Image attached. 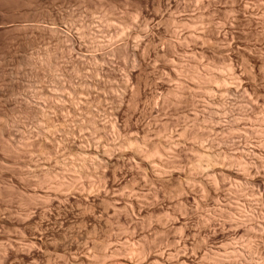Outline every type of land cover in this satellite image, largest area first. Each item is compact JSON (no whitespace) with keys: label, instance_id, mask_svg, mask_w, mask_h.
<instances>
[{"label":"rangeland","instance_id":"obj_1","mask_svg":"<svg viewBox=\"0 0 264 264\" xmlns=\"http://www.w3.org/2000/svg\"><path fill=\"white\" fill-rule=\"evenodd\" d=\"M263 4L0 0V264H162L160 255L167 264H264ZM67 31L80 36L78 48ZM198 33L205 38H194ZM206 71L230 82L191 80ZM81 78L87 102L71 90ZM179 82L191 90L177 104ZM228 87L240 88L238 95H221ZM90 118L102 122L98 130ZM165 140L170 151L161 157L169 156L177 172L166 184L151 182L145 164L156 157L139 153L141 163L134 149ZM82 146L112 149L111 165ZM45 167L56 177L38 184ZM72 178L73 188L58 185Z\"/></svg>","mask_w":264,"mask_h":264},{"label":"bare ground","instance_id":"obj_2","mask_svg":"<svg viewBox=\"0 0 264 264\" xmlns=\"http://www.w3.org/2000/svg\"><path fill=\"white\" fill-rule=\"evenodd\" d=\"M200 1V0H199ZM236 0H232V4H233V2H235ZM179 2V1H178ZM235 4V3H234ZM237 4V3H236ZM264 5V4H263ZM234 14V13H233ZM139 15V14H138ZM240 15V14H239ZM172 17V16H171ZM203 18V17H202ZM165 21V20H164ZM191 21V20H190ZM212 22V21H211ZM147 23V22H146ZM184 23V22H183ZM187 24H188V22H187ZM190 24V23H189ZM140 26V25H139ZM144 26H145V24H144ZM190 26V25H189ZM198 26V25H197ZM208 26V25H207ZM263 26H264V23H263ZM147 29H148V27H146ZM85 29V28H84ZM86 29H87V27H86ZM140 29V28H139ZM89 30H91V29H89ZM146 30V29H145ZM150 30V29H149ZM169 30H170V28H169ZM174 30V29H173ZM208 30V29H207ZM211 30V29H210ZM83 31V30H82ZM200 31V30H199ZM202 31V30H201ZM66 32V31H65ZM84 32V31H83ZM146 32V31H145ZM145 32H143V33H145ZM180 32V31H179ZM68 33V34H67ZM67 35L70 37V39H71V42H72V45L74 46V47H76V48H78L79 46H78V43H76V41L79 39V37L80 36H75V34L76 33H73V32H71V31H67ZM87 33H89V32H87ZM203 33H204V31H203ZM203 33H201V35H203ZM80 34V33H79ZM90 34V33H89ZM92 34V33H91ZM90 34V35H91ZM199 34V33H198ZM81 36L83 35V33L82 34H80ZM126 35V34H125ZM140 35V34H139ZM175 35V34H174ZM190 36H193V34L191 35V34H189ZM195 35V34H194ZM200 34L198 35V36H193L194 38H196V39H202V36H201ZM205 35V34H204ZM203 35V38H205V36ZM209 35V34H208ZM184 36V35H183ZM189 36V37H190ZM201 36V37H200ZM77 37H78V39H77ZM84 37V36H83ZM198 37H200V38H198ZM86 38V37H85ZM192 38V37H191ZM194 38H193V40H194ZM125 39V38H124ZM124 39H121V42H122V40H124ZM147 39V38H146ZM188 38H184V40H183V38H182V40H183V42H181V43H185L186 41H189V40H187ZM233 39V38H232ZM87 40V39H86ZM181 40V41H182ZM209 40V39H208ZM190 41H191V39H190ZM210 41V40H209ZM79 42V41H78ZM91 42V41H90ZM117 42V41H116ZM81 43V42H80ZM79 43V44H80ZM119 43V42H118ZM144 43V42H143ZM187 43V42H186ZM218 43V42H217ZM119 44H121V43H119ZM127 44V43H126ZM125 44V45H126ZM113 45H114V43H113ZM113 45H110V46H113ZM117 45V50H119L118 48H120V50H121V47H122V44H121V46L120 45H118V44H116ZM183 45V44H182ZM232 45V44H231ZM235 45V44H234ZM98 46H99V44H98ZM109 46V47H110ZM115 46V45H114ZM124 46V45H123ZM126 47H127V45H126ZM140 47V46H139ZM175 47H177V46H174V48ZM88 48V47H87ZM104 48V47H103ZM106 48V47H105ZM116 48V47H115ZM115 48H114V50H115ZM125 48V47H124ZM189 48V47H188ZM211 48V47H210ZM220 48V47H219ZM75 49V48H74ZM98 49H100V48H98ZM126 49V48H125ZM130 49V48H129ZM145 49V48H144ZM187 49V48H186ZM101 50V49H100ZM99 50V51H100ZM105 50V49H104ZM244 50V49H243ZM76 51V50H75ZM79 51H80V49H79ZM98 51V50H97ZM96 51V52H97ZM125 51V50H124ZM102 52V51H101ZM119 52V51H118ZM143 52H144V50H143ZM142 52V53H143ZM147 52V51H146ZM84 53V52H83ZM131 54H132V58L134 57L138 62H140L139 64L141 65V62H142V56L140 57L139 56V54L137 53V50H136V48L134 49V48H132V50H131V52H130ZM221 53V52H220ZM79 54V53H78ZM104 54H105V52H104ZM83 55V54H82ZM97 55V54H96ZM84 57V56H83ZM245 57V56H244ZM96 58V57H95ZM104 58V57H103ZM141 58V59H140ZM193 58H194V56H193ZM145 60V59H144ZM75 61V60H74ZM102 61V60H101ZM191 61V60H190ZM202 61V60H201ZM243 62V61H242ZM249 62V61H248ZM192 63V62H191ZM171 64V63H170ZM228 64V63H227ZM226 64V65H227ZM231 64V63H230ZM230 64L229 65H223L224 67H223V70L224 69H226L225 71L226 72H228L229 73V76L231 77V81L233 80L234 82L235 81H238V76H236L237 74H235V72H234V70H233V68H232V66H230ZM166 65V64H165ZM168 65H169V63H168ZM182 65H184V64H182ZM190 65V64H189ZM179 67V66H178ZM185 67V66H184ZM187 67V66H186ZM192 67V66H191ZM188 68H190V66L188 67ZM193 68V67H192ZM259 68V67H258ZM194 69V68H193ZM184 69H182V71H183ZM188 70V69H187ZM186 70V72L188 73V75L190 76V72H188ZM190 70V69H189ZM206 70H208V69H206ZM81 71V70H80ZM83 71V70H82ZM97 71V70H96ZM174 71V70H173ZM194 71V70H193ZM192 71V72H193ZM197 71V70H196ZM196 71H195V73H196ZM199 71V70H198ZM247 71V70H246ZM262 71V70H261ZM260 71V72H261ZM98 72V71H97ZM183 72H185V70L183 71ZM207 72V73H206ZM205 72V74L203 73V74H198L197 73V75L195 74V73H191L193 76V78H191V80L192 81H197L196 83H198L199 84V82L201 81V80H204V82H209V83H212V84H217V83H222V84H225L226 82H227V80H229L230 79V77H228V79H226V78H224V76L221 78V76H215L213 73V75L212 74H210L208 71H206ZM244 72V71H243ZM253 72V71H252ZM165 73V72H164ZM97 75H99V73H96ZM166 74V73H165ZM186 74V73H185ZM185 74H184V76H185ZM247 74V73H246ZM79 75V74H78ZM81 75V74H80ZM187 76V75H186ZM228 76V75H227ZM251 76V75H250ZM85 77V76H84ZM188 77V76H187ZM191 77V76H190ZM190 77H189V80H190ZM241 77V76H240ZM194 78H196V80L194 79ZM185 79V78H184ZM200 80V81H198V80ZM172 80V79H171ZM179 80V79H178ZM255 80V79H254ZM232 81V82H233ZM85 82H86V78H85V81L81 78L80 79V81H79V85H78V87H77V85H76V87H75V85L74 84H71V90H72V93L74 94V93H76V91H77V93H80V94H78V95H80L79 97L83 100V101H85L86 99H88L89 100V98H86L85 97V95L81 92L82 90H83V88L82 87H85V88H87V86L85 85ZM201 82H203V81H201ZM229 82H230V80H229ZM180 83V82H179ZM182 83V84H181ZM178 86H177V88H178V90H176L175 89V91L176 92H174L173 94V96H175L176 97V100H177V97L179 98L178 100H177V104L178 103H180L181 101L182 102H184L183 100H181L180 101V99L182 98L183 99V96L185 95V94H187V91H186V93H184V91L185 90H191L190 89V86H189V88H187L188 86H185V85H187V83L185 84L184 82H181ZM185 85H184V84ZM193 84V83H192ZM206 84V83H205ZM239 84V83H238ZM238 84H235V85H238ZM194 85V84H193ZM197 85V84H196ZM228 85H230V84H228ZM234 85V84H233ZM137 86V85H136ZM224 86H226V85H223V87ZM231 86V85H230ZM229 86V87H230ZM246 86V85H245ZM225 88L224 90H222V91H219L220 92V94L221 95H223V94H230V95H238V92H239V90H240V88ZM232 87V86H231ZM238 87H239V85H238ZM112 89V88H111ZM217 89V88H216ZM87 90V89H86ZM173 90V89H172ZM194 90V89H193ZM221 90V89H220ZM84 91V90H83ZM140 91V89H139V87H137V90H136V92L138 93ZM171 91V90H170ZM206 91V90H205ZM208 91V90H207ZM135 92V90H134V93H136ZM169 92V91H168ZM190 92V91H189ZM202 92V91H201ZM82 93V94H81ZM136 93V94H137ZM171 93V92H170ZM211 93V92H210ZM166 94H167V92H166ZM172 94V93H171ZM171 94H170V96H171ZM196 94V93H195ZM206 94V93H205ZM89 95V94H88ZM124 95V94H123ZM131 96L133 97L134 95L133 94H131ZM189 96V95H188ZM73 97V95H71V98ZM78 97V98H79ZM121 97V96H120ZM131 98V97H130ZM189 98V97H188ZM74 99V98H73ZM73 99H71V109L72 108H74L75 106L74 105H76L75 103H74V101H73ZM80 99V100H81ZM115 99V98H114ZM118 99V98H117ZM134 99V100H133ZM131 98L130 100L132 101V103L134 104V102H136L135 101V98ZM184 99H186L187 100V96H185L184 97ZM190 99H191V97H190ZM222 99H224V98H222ZM192 100V99H191ZM234 100V99H233ZM251 100V99H250ZM179 101V102H178ZM190 101V100H189ZM221 101V100H220ZM86 102H87V100H86ZM186 102V101H185ZM187 102H188V100H187ZM225 103V102H224ZM254 103V102H253ZM77 104H79V103H77ZM81 104V103H80ZM136 104V103H135ZM27 105V104H26ZM59 105V104H58ZM225 105V104H224ZM63 106V105H62ZM226 106V105H225ZM64 107V106H63ZM232 107V106H231ZM76 108H78V107H76ZM220 108V107H219ZM253 108V107H252ZM75 109V108H74ZM94 109V108H93ZM130 109V108H129ZM155 109V108H154ZM73 110V109H72ZM76 110V109H75ZM248 110V109H247ZM92 111V110H91ZM223 111V110H222ZM227 111V110H226ZM238 111V110H237ZM262 111V110H261ZM74 112V111H73ZM100 112V111H99ZM229 112V111H228ZM232 112V111H231ZM84 113V112H83ZM249 113V112H248ZM75 114V113H74ZM112 114V113H111ZM116 114V113H115ZM237 114V113H236ZM93 115V114H92ZM96 115V114H95ZM213 115V114H212ZM216 115V114H215ZM240 115V114H239ZM251 115H252V113H251ZM198 116V115H197ZM204 116V115H203ZM202 116V117H203ZM238 116V115H237ZM95 117V116H94ZM93 117V118H94ZM208 117V116H207ZM207 117L206 118H203V120H207ZM235 117V116H234ZM251 117V116H250ZM249 117V118H250ZM64 118V117H63ZM81 118V117H80ZM93 118H90V120H92ZM209 118V117H208ZM74 120V119H73ZM116 120V119H115ZM95 121V122H94ZM111 121V120H110ZM231 121V120H230ZM210 122H212V119H211V121ZM63 123V122H62ZM99 123H101L102 124V122H99ZM98 123V121H97V124H99ZM204 123V122H203ZM72 124V123H71ZM93 124V126H94V128L96 127V118H95V120H92L91 122H90V125H92ZM101 124H99V126L101 125ZM107 124V123H106ZM106 124L104 125V123H103V126L102 127H105L104 129L105 130H107L108 131V129H106L107 128V126H108V124H107V126H106ZM112 124V122L110 123V125ZM233 124V123H232ZM109 125V126H110ZM116 125V124H115ZM149 125V124H148ZM230 125V124H229ZM237 125V124H236ZM98 126V125H97ZM54 127V126H53ZM3 128V127H2ZM108 128H110L111 129V126L110 127H108ZM212 128V127H211ZM230 128V127H229ZM55 129H57V128H54V130ZM65 129V128H64ZM95 129H99L98 127L97 128H95ZM209 129V128H208ZM242 129V128H241ZM4 130V129H3ZM50 130V129H49ZM212 130V129H211ZM230 130V129H229ZM228 130V131H229ZM253 130V129H252ZM159 131V130H158ZM185 131H186V129H185ZM184 131V132H185ZM230 131H232V130H230ZM229 131V132H230ZM261 131V130H260ZM50 132H51V130H50ZM113 132V131H112ZM183 132V131H182ZM6 133V132H5ZM53 133H55V132H53ZM72 133V132H71ZM75 133V132H74ZM236 133V132H235ZM248 133V132H247ZM4 134V133H3ZM69 134V133H68ZM73 134V133H72ZM138 134V133H137ZM190 134V133H189ZM249 134V133H248ZM256 134H257V132H256ZM5 135V134H4ZM184 135H186V134H184L183 133V136ZM259 135V134H258ZM52 136H53V134H52ZM51 136V138L53 139V137ZM104 136V135H103ZM237 136H239V135H237ZM105 137H107V136H105ZM146 137V136H145ZM234 137V136H233ZM65 138V137H64ZM123 138V137H122ZM197 138V137H196ZM235 138V137H234ZM47 139V138H46ZM105 140H106V138H104ZM147 139V138H146ZM167 139V138H166ZM126 140V139H125ZM144 140V139H143ZM195 140V139H194ZM244 140H245V138H244ZM53 141H55L54 139H53ZM107 141V140H106ZM130 140H128L127 142V144H131V141L129 142ZM175 141V140H174ZM56 142V141H55ZM55 142L54 143H52V145L53 144H55ZM58 142V141H57ZM165 143H163V145L161 146V145H159V146H155V145H152V143H151V145H148L149 146V148H148V146L147 145H145V147L147 146V150L146 151H143V149L141 148V149H139V147L138 146H135V148L136 149H134L135 150V153H134V155H136L138 158L137 159H139L138 161H140V159H143L141 156L142 155H140L139 153H141L142 154V152H145L143 155H144V157H147V156H149V158H151V155L153 156V158L154 157H156V159L154 158L153 160H149V161H152V162H150V163H147V164H145L146 165V168L149 170V172H150V176H152L151 178L153 179H151L150 178V180H152L151 182H158V183H161V184H166V183H162V182H167V180H168V182L170 181V177H172L173 175H174V173L175 172H177V171H174V170H172V168H174V162L173 161H171V160H166L167 158L169 159L170 157L168 156L165 160H163V158L161 157V155H167L168 153H169V151H170V145H168V143L166 142V140L164 141ZM181 142V141H180ZM59 143V142H58ZM154 143V142H153ZM162 143H160V144H162ZM123 144V143H122ZM124 144H126V143H124ZM177 144V143H176ZM51 145V146H52ZM107 145H109V144H107ZM139 145V144H138ZM74 146V145H73ZM81 146V145H80ZM151 146V147H150ZM13 147V146H12ZM55 147V146H54ZM54 147L52 146V148L54 149ZM95 147V146H94ZM110 147H112V145L110 146ZM134 147V146H133ZM137 147H138V149H137ZM144 147V146H143ZM144 147V149H146ZM169 147V148H168ZM9 148V147H8ZM20 148V147H19ZM78 148H80L79 146L76 148V149H78ZM82 149L81 150H79L80 152H82L83 154H88V156H89V154H93L95 157H96V160H98L99 162H100V164L102 163V164H105V166H108L109 164L111 165V163H112V156L110 157V156H108V152H110L109 151V146H108V150H107V152L106 151H104V150H102V151H104V152H99V151H96V149L93 151V152H90L89 150L88 151H86L85 149L87 148H84L83 146L81 147ZM84 148V149H83ZM102 148H104V147H102ZM105 148H106V146H105ZM89 149V148H88ZM169 149V150H168ZM175 149V148H174ZM14 150V149H13ZM27 150V149H26ZM66 150V149H65ZM97 150H99V149H97ZM120 150V149H119ZM142 150V151H141ZM239 150V149H238ZM246 150V149H245ZM78 151V150H77ZM76 151V152H77ZM78 151V152H79ZM134 152V151H133ZM55 153H57V152H55ZM82 153H79V154H82ZM172 153V152H171ZM21 154V153H20ZM78 154V155H79ZM130 154H133V153H131L130 152ZM147 156H146V155ZM204 154V153H203ZM220 154H222V153H220ZM19 155V154H18ZM110 155H111V152H110ZM141 157H139V156ZM202 155V154H201ZM226 155H227V153L225 154V159H226ZM255 155V154H254ZM77 156V155H76ZM132 156V155H131ZM171 156V155H170ZM206 155H204V157H205ZM210 156V155H209ZM209 156H207V157H209ZM215 156V155H214ZM213 156V157H214ZM218 156H219V153H218ZM228 156V155H227ZM259 156V155H258ZM57 157V156H56ZM87 157V156H86ZM203 157V156H202ZM201 157V158H202ZM203 157V158H204ZM206 157V158H207ZM211 157V156H210ZM216 157V156H215ZM230 157V156H229ZM57 158H59V157H57ZM83 158V157H82ZM134 158V157H133ZM136 158V157H135ZM148 158V159H149ZM217 158V157H216ZM222 158V157H221ZM230 158H232V157H230ZM234 158V157H233ZM56 159V158H55ZM114 159V158H113ZM136 159V160H137ZM224 159V158H223ZM134 160V159H133ZM144 160H146L145 158H144ZM205 160H207V159H205ZM210 160V161H209ZM229 160V159H228ZM234 159H230V162L231 161H233ZM252 160V159H251ZM250 160V161H251ZM57 161V160H56ZM59 161V160H58ZM67 161V160H66ZM142 161V160H141ZM140 161V162H141ZM171 161V162H170ZM212 162L211 161V159L209 158L208 160H207V162ZM234 161H236V160H234ZM233 161V162H234ZM238 161V160H237ZM241 161V160H240ZM239 161V162H240ZM248 161V160H247ZM250 161L248 162L249 164H251L250 163ZM259 161V160H258ZM46 162V161H45ZM50 162V161H49ZM52 162V161H51ZM93 162V161H92ZM143 162H145V161H143ZM208 162V163H209ZM229 162V163H230ZM242 162H244V161H242ZM252 162H253V160H252ZM261 162V161H260ZM80 163V162H79ZM78 163V164H79ZM142 163V162H141ZM234 163H236V162H234ZM248 163L247 162H245L244 163V167L245 168H247L248 167ZM43 164V163H42ZM101 164V165H102ZM233 164V163H232ZM240 164H242L243 165V163H240ZM239 164V165H240ZM254 164V163H253ZM258 165H259V163H257ZM38 165V164H37ZM88 165V164H87ZM214 165V164H213ZM252 165V164H251ZM254 165H256V163L254 164ZM54 166V165H53ZM58 166H60V165H58ZM62 166V165H61ZM113 166V165H112ZM111 166V167H112ZM182 166V165H181ZM231 166V165H230ZM264 166V165H263ZM99 167V166H98ZM200 167V168H199ZM43 168H44V165H43ZM51 168V167H50ZM78 168H80L79 170L81 171V170H84L85 168H87L86 167V164H85V162L84 161H82V165H81V167H78ZM92 168V167H91ZM216 168V167H215ZM257 168V167H256ZM47 168L45 167V169H43V170H46ZM52 169V168H51ZM66 169V168H65ZM98 168H96V170H97ZM194 169H195V171L196 170H201V166H198V167H196V165H195V167H194ZM29 170V169H28ZM32 170V169H31ZM35 170V169H34ZM38 170H40V169H38ZM67 170V169H66ZM78 170V169H77ZM140 170V169H139ZM210 170V169H209ZM260 170V169H259ZM76 171V170H75ZM85 171V170H84ZM180 171H181V169H180ZM211 171V170H210ZM209 171V172H210ZM250 171V170H249ZM264 171V170H263ZM57 172V171H56ZM66 172V171H65ZM57 173H59V172H57ZM114 173V172H113ZM181 173V172H180ZM189 173V172H188ZM208 173V172H207ZM232 173V172H231ZM35 174V173H34ZM234 174V173H233ZM58 175V174H57ZM78 175H80V174H78ZM185 175V174H184ZM188 175V174H187ZM203 175V174H202ZM232 175V174H231ZM81 176V175H80ZM104 176H105V174H104ZM220 176V175H219ZM218 176V177H219ZM234 176H236L235 174L233 175V177ZM36 177H37V175H36ZM55 178L56 176H54V175H52L51 174V172L50 171H48V170H46L45 172H43L42 173V175L40 174V177H39V179L38 180H36L37 182H38V184L39 183H44V182H46V181H48V180H50L51 178ZM57 177H59V175L57 176ZM74 177H77V175L76 176H74ZM189 177V176H188ZM191 177V176H190ZM210 177V176H209ZM208 177V178H209ZM26 178V177H25ZM82 178V177H81ZM115 179H116V177H114ZM197 178V177H196ZM205 178V177H204ZM213 178V177H212ZM60 179V178H59ZM147 179V178H146ZM214 180H215V178H213ZM54 180V179H53ZM65 180V179H64ZM71 181H68V183H66V182H63L62 184H61V182H58V185H63V186H65V187H70V188H73V186H72V183L75 181H73V178L72 179H70ZM77 180V179H76ZM199 180V179H198ZM200 181V180H199ZM198 181V182H199ZM235 181V180H234ZM252 181H254V180H252ZM167 182V183H168ZM181 182V181H180ZM185 182H187V181H185ZM208 182H209V180H208ZM215 182H217L216 180H215ZM52 183V182H51ZM66 183V184H65ZM188 183H190V182H188ZM200 183V182H199ZM211 183V182H210ZM212 183H214L213 181H212ZM211 183V184H212ZM231 183V182H230ZM50 184V183H49ZM56 184V183H55ZM93 184V183H92ZM104 184V183H103ZM153 184V183H152ZM209 184V183H208ZM215 184V183H214ZM213 184V185H214ZM42 185H44V184H42ZM42 185L40 186V187H42ZM57 185V186H58ZM106 185V184H105ZM114 185V184H113ZM186 185V184H185ZM203 185V184H202ZM212 185V186H213ZM253 185V184H252ZM53 186V185H52ZM51 186V187H52ZM207 186V185H206ZM211 186V185H210ZM215 187H216V185H214ZM256 186V185H255ZM54 187V186H53ZM62 187V186H61ZM165 187V186H164ZM178 187V186H177ZM179 187H180V190H178L179 192L181 191H183L184 192V190H185V188L182 186V185H179ZM215 187H213L214 189H218V188H215ZM218 187V186H217ZM243 187V186H242ZM56 188H58V187H56ZM230 188V187H229ZM252 188V187H251ZM61 189H63V188H61ZM61 189H59V191L61 190ZM203 189V188H202ZM208 189H209V186H208ZM211 190H212V192L213 191H215V192H213L214 194L216 193V190H213L212 188H210ZM210 189H209V191H210ZM49 190V189H48ZM53 190V189H52ZM67 190V189H66ZM109 190V189H108ZM107 190V191H108ZM114 190V189H113ZM56 191V190H55ZM98 191H99V189H98ZM177 191V190H176ZM208 191V190H207ZM208 191V192H209ZM54 192V191H53ZM52 192V193H53ZM57 192V191H56ZM62 192V191H61ZM75 192V191H74ZM109 192V191H108ZM179 192H178V194H179ZM254 192V191H253ZM55 193V192H54ZM71 194V193H70ZM82 194V193H81ZM108 194V193H107ZM110 194V193H109ZM136 194H138V193H136ZM241 194V193H240ZM115 194H113V196H114ZM144 195V194H143ZM50 196V195H49ZM58 196H63V192H62V194L59 192V193H57V195H56V197H58ZM107 196V195H106ZM116 196H118L117 194H116ZM115 196V197H116ZM180 196V195H179ZM44 197V196H43ZM46 198H48L47 196H45ZM109 197V196H108ZM136 197L137 196H134L133 198H131V200L132 201H134L135 202V200H136ZM219 197V196H218ZM58 198H60V197H58ZM87 200V199H86ZM55 201V200H54ZM137 201V200H136ZM134 202H132V203H134ZM60 203V202H59ZM63 203V202H62ZM133 207V206H132ZM133 210V209H132ZM133 212V211H132ZM140 212V211H139ZM224 213V212H223ZM96 218V217H95ZM159 226H161V225H159ZM42 239V238H41ZM41 239H36V242L37 243H39L41 246H43L46 250H50V249H52V250H55V248H53V246H50V244L49 243H46L45 241H43V240H41ZM35 240V239H34ZM27 245V244H26ZM100 245V244H99ZM32 246V245H31ZM134 246V245H133ZM96 247V246H95ZM135 247V246H134ZM247 247V246H246ZM249 248H250V246H248ZM253 247V246H252ZM257 247H259V246H257ZM65 248V247H64ZM137 248V247H136ZM71 249V248H70ZM131 249V248H130ZM134 249V248H133ZM174 249V248H173ZM51 250V251H52ZM117 250V249H116ZM116 250H113V251H111L110 252V254L112 255H109V257L111 256V257H113V254L115 255V253H116ZM247 250H248V248H247ZM257 250H258V248H257ZM137 251V250H136ZM136 251H134L135 253H136ZM102 252V251H101ZM138 256H139V253L141 252L139 249H138ZM176 252H178V251H176ZM234 252V251H233ZM47 253V252H46ZM77 253V252H76ZM117 253H118V251H117ZM120 253V252H119ZM143 253H144V251H143ZM143 253H141V254H143ZM161 253V252H160ZM170 252H168L167 253V255L169 254ZM212 253V252H211ZM130 254V253H129ZM140 254V255H141ZM162 254V253H161ZM231 254V253H230ZM235 254V253H234ZM51 255V254H50ZM213 255V254H212ZM211 255V256H212ZM229 255V254H228ZM236 255V254H235ZM108 256V255H107ZM107 256H105V257H107ZM118 256V255H117ZM154 256V255H153ZM215 256V255H214ZM116 257V256H115ZM155 257H157V255L155 256ZM229 257V256H228ZM151 258V257H150ZM158 258V261L160 262V263H162V264H167V262H168V258L166 259L164 256H158L157 257ZM214 258V257H213ZM65 259V258H64ZM144 260V259H143ZM229 260V259H228ZM237 260V259H236ZM139 262V261H138ZM143 262V261H142ZM116 263V262H115ZM119 263V262H118ZM129 263H131V262H129ZM136 263V262H135ZM169 263V262H168Z\"/></svg>","mask_w":264,"mask_h":264}]
</instances>
